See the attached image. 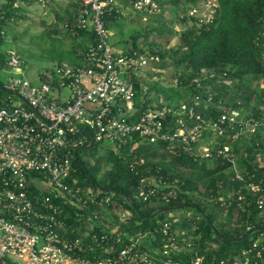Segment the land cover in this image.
Returning a JSON list of instances; mask_svg holds the SVG:
<instances>
[{"label":"built area","instance_id":"built-area-1","mask_svg":"<svg viewBox=\"0 0 264 264\" xmlns=\"http://www.w3.org/2000/svg\"><path fill=\"white\" fill-rule=\"evenodd\" d=\"M12 1L15 6L31 2L46 6L53 0ZM79 1L71 31L77 34L90 30L94 34L84 54V65L56 63L40 74V83H34L19 74L25 63L20 52L15 48L7 50L5 62L15 74L6 84L0 82V264H264L262 239L243 250V261L231 256L207 261L206 254L195 249L191 240L181 243L183 239L170 217L161 228V246L145 245L143 238L147 234L127 236L117 246V237L111 238L117 229L112 227L98 234L93 231L94 222L78 235H70L72 225L68 219L72 211L68 206L74 207L78 220H84L86 213L90 220L99 219L88 205L112 199L110 194L101 196L96 190L83 192L76 186V178L72 184L69 182L76 170L73 158L81 148L98 143L119 151L137 134L143 140L164 143L171 154L188 153L196 160L228 159L234 164L237 178L244 180L236 169L231 146L218 136L235 141L257 125L241 122L236 127L228 120H235L237 112L208 118L197 110V103L189 101H161L135 110L134 83L125 74L142 71L153 62L155 66L160 57L147 51H116L105 15L122 6L145 15L159 13L168 3ZM180 1L186 5L188 20L198 27L218 19L220 0ZM196 80L200 84V79ZM136 113V118L130 120ZM210 131L212 134H208ZM258 156L264 158V154ZM131 168L137 174V196L142 201L158 198L170 202L178 197L177 182L164 176L160 166L153 170L148 160L140 157L131 162ZM247 187L251 192H261L257 203L264 214V186L250 181ZM121 214L125 215L124 211ZM187 252L189 258L181 255Z\"/></svg>","mask_w":264,"mask_h":264},{"label":"trees","instance_id":"trees-1","mask_svg":"<svg viewBox=\"0 0 264 264\" xmlns=\"http://www.w3.org/2000/svg\"><path fill=\"white\" fill-rule=\"evenodd\" d=\"M160 2L168 5L159 13L147 14L151 15L148 25L127 36L123 34L121 40L115 39L117 33L114 31L117 27L120 30L123 28L125 18H122L121 10H113L105 15L107 27L114 31L111 35L113 47L121 45V52L125 54L133 50L147 51L159 55L160 61L171 58L177 68L176 83L166 85L154 81L148 90H144L146 72L145 75L143 70L125 74L134 83V108L141 111L161 101L169 104L189 101L197 103V110L208 118L237 112L235 120H228L236 127L241 122L257 123L254 130L249 129L235 141L218 136L220 141H227L231 146L237 162L236 169L244 176V180L237 178L234 164L228 159L217 157L196 160L188 153L171 154L166 151L164 143H152L135 134L128 146L119 151L98 143L86 146L100 145L106 150L104 158L100 159L103 176L98 174L99 170L88 165L80 155L81 150L78 151L73 158L76 170L70 175L69 182L72 184V179L76 178V186L83 192L92 188L99 191L101 196L111 195L109 202L90 203L88 208L101 217L99 221H107V214L116 217L117 222L114 224H117V230L111 238L117 237V246L128 235L141 237L145 234L150 244L161 246L164 240L161 228L169 218L170 210L183 207L197 214L189 240L195 249L206 254L207 261L230 256L243 261L246 256L242 252L253 241L262 239L264 244V214L257 203L261 192H251L247 187L250 181L264 186V158L258 156V153L264 154V88L260 87L264 81V0H220L216 22L201 27L189 23L185 15L186 5L180 0ZM71 3L66 17L70 15L74 18L80 1L71 0ZM25 8L26 4L15 6L12 0L0 6V44L8 40L10 22L26 17ZM169 13H175L183 28L179 31L171 22L168 34H164L162 31L167 28L162 30L159 27V30L153 23L160 26L162 21H167L166 15ZM61 18L65 20L64 16ZM155 27L161 31V38L155 37L148 42L149 48L146 50L139 38L150 34ZM73 35L69 44L63 38H56L59 39L60 47L57 46L54 59L60 65L78 66L86 63L84 54L88 43L94 41V34L90 30H80ZM175 35L179 36V42L170 47ZM129 38L132 40L131 47H128ZM160 63L156 65H164ZM153 65L150 63L145 69ZM198 78L200 84L196 80ZM254 81L257 85L252 87ZM136 116L137 113L133 114L130 120ZM140 157H145L153 170L160 166L164 176L177 182L180 193L176 199L163 202L156 198L152 202H144L137 196L138 178L131 168V162ZM230 168L231 172L228 171ZM31 187L34 189L32 182ZM227 187L230 190L226 194ZM241 195L247 197L241 199ZM67 209L72 211L68 219L72 225L69 233L78 235L90 223V215L86 213L84 220H78L74 216V207L68 206ZM117 210L129 211L130 214L126 219H119ZM99 221L94 232L100 234L112 228ZM250 229L251 232L247 233ZM241 235L243 237L237 239ZM181 255L189 258L190 252Z\"/></svg>","mask_w":264,"mask_h":264},{"label":"rangeland","instance_id":"rangeland-1","mask_svg":"<svg viewBox=\"0 0 264 264\" xmlns=\"http://www.w3.org/2000/svg\"><path fill=\"white\" fill-rule=\"evenodd\" d=\"M4 3V0H0V6ZM71 0H54L47 4V6L40 5L38 3L26 4L25 15L26 17L20 19H13L10 22L9 26V35L8 40L0 44V54L3 57L4 62L0 64V82L6 84L9 76L15 74L14 68L7 65L5 62L8 59L7 50L9 48H15L18 50L22 57L25 60L24 65L22 66V71L19 73L24 77H27L34 83H40V74L47 68L51 67L57 63V60L54 59L57 56V46L59 45V39L63 38L66 43H70L73 40V33L71 31V26L73 24L74 18L68 15V10L71 7ZM122 18L124 19L123 28L120 30L119 27L114 29L117 33L115 39H120L125 36L135 32L136 30L146 27L150 22L151 15H143L138 10H135L132 7L122 6L121 7ZM175 13H169L166 15L167 21H162L159 24L153 23V26L166 29L164 34H168V26L174 24L177 30H182L183 24L179 21L178 17L174 15ZM62 16L65 17V20H62ZM172 22V23H171ZM191 24V22L189 21ZM160 27V28H159ZM156 27L151 30L150 34L141 35L139 38L140 43L143 47L148 50L149 45L147 44L151 40L156 38H161L160 32ZM69 30V31H68ZM114 31H112L114 33ZM179 42V36L175 35L170 42V47L175 46ZM146 43V44H145ZM132 46V40L129 38L128 47ZM115 50L121 51L122 46L118 45L114 47ZM164 65H156L159 63ZM155 64V66L150 67L149 69H144L143 75H145L146 84L144 85V90H148L151 83L154 81H160L163 84H173L177 81V72L176 65L171 58H166L164 61H160ZM160 63V64H161ZM154 64V62H153ZM222 84V83H221ZM233 85V84H230ZM257 82L254 81L252 87L256 86ZM260 87L264 88V81L260 83ZM247 131L243 132V135ZM106 150L100 145L86 147L81 149L80 155L87 162L88 165H91L95 170H99L98 174L103 176L104 171L101 169L102 165L100 159L104 158ZM168 158L169 155L166 154ZM231 168L228 170L231 172ZM93 190L92 188L87 189L86 191ZM230 187L226 188V194L229 193ZM173 214H179V212L188 214H195L193 210H186L185 208H173L170 210ZM122 210H117L116 213L119 219H125L126 215H122ZM107 222L116 223V217L113 215H106ZM171 216L170 213L168 215ZM101 218V217H99ZM171 218V217H170ZM103 220V219H102ZM129 237L134 238L133 235H128ZM145 242V237L143 238ZM150 241V239H149ZM148 246V243H144ZM150 244V242H149ZM214 245H217L216 243Z\"/></svg>","mask_w":264,"mask_h":264},{"label":"crops","instance_id":"crops-1","mask_svg":"<svg viewBox=\"0 0 264 264\" xmlns=\"http://www.w3.org/2000/svg\"><path fill=\"white\" fill-rule=\"evenodd\" d=\"M105 146V145H102ZM192 210V209H189ZM193 212L195 214H193L191 216V214H188L187 216H185V213L179 212V214H173L170 212V217L172 219V224H173V228L175 229V231L177 232V234L179 235V237L183 240H189L190 238V232L194 229L195 225H194V218L197 217L196 212L193 210ZM126 218L129 216L130 212L129 211H124ZM100 216L98 215L97 218H99ZM125 218V219H126ZM100 219V218H99ZM99 219H92L90 220V223H97L99 221ZM94 220V221H93ZM100 223L104 224L106 227H115L117 229V224L114 223H110L104 220H100ZM88 224V225H89ZM145 237V242L149 244V238L147 237V235L144 236ZM144 241V240H143ZM143 242V243H145Z\"/></svg>","mask_w":264,"mask_h":264},{"label":"water","instance_id":"water-1","mask_svg":"<svg viewBox=\"0 0 264 264\" xmlns=\"http://www.w3.org/2000/svg\"><path fill=\"white\" fill-rule=\"evenodd\" d=\"M81 149H82V148H81ZM251 230H252V229L248 230L247 233H250ZM242 237H243V236L241 235V236L237 237V239H240V238H242Z\"/></svg>","mask_w":264,"mask_h":264},{"label":"bare ground","instance_id":"bare-ground-1","mask_svg":"<svg viewBox=\"0 0 264 264\" xmlns=\"http://www.w3.org/2000/svg\"><path fill=\"white\" fill-rule=\"evenodd\" d=\"M86 147V146H85Z\"/></svg>","mask_w":264,"mask_h":264}]
</instances>
